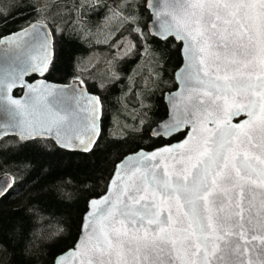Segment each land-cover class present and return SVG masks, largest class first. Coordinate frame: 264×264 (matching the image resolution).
<instances>
[{"label":"snow or ice","instance_id":"1","mask_svg":"<svg viewBox=\"0 0 264 264\" xmlns=\"http://www.w3.org/2000/svg\"><path fill=\"white\" fill-rule=\"evenodd\" d=\"M145 2L155 35L180 41L184 58L169 118L152 135H188L117 165L107 194L89 201L72 264H264V0ZM30 6L43 13L53 5L37 0ZM130 6L122 0L110 12L123 16L121 9ZM38 23L0 38L8 61L0 67V138L11 134L17 144L33 142L41 150L49 141L89 152L99 136V97L24 82L51 63L56 29ZM17 86L27 89L25 98L10 95ZM241 114L247 119L233 124ZM14 183L0 184V196ZM70 186L59 177L36 196L63 203ZM25 211L33 223L19 232V245L40 264L44 249L61 237L62 222L51 223L39 200ZM3 251L0 242V264ZM68 254L52 264H67Z\"/></svg>","mask_w":264,"mask_h":264},{"label":"trees","instance_id":"2","mask_svg":"<svg viewBox=\"0 0 264 264\" xmlns=\"http://www.w3.org/2000/svg\"><path fill=\"white\" fill-rule=\"evenodd\" d=\"M121 2L106 6L107 20L103 22L99 16L88 20L84 14L80 15L87 19L76 17L73 20L79 6L75 0H68L64 10L70 11L69 21L61 37H56L55 33L53 57L48 71L41 77L56 83L71 82L86 55L112 51L113 44L101 42L116 36L118 21L124 23L129 21L127 18H134L135 22L145 24L149 16L144 8L145 0L131 1L130 7L121 9L123 16L112 15L110 10H116ZM33 4H37V0H11L4 10L6 14L0 15V37L36 20L47 23L50 29L55 28L54 2H49L53 6L43 13H37L30 6ZM135 29L137 27L122 28V33L131 37L133 49L115 60L118 77L103 81L98 80L101 77L98 73L84 82L88 91L99 96L102 108L100 133L91 151H67L49 141H44L46 148L41 150L33 142L17 144L14 137L0 138V176L8 174L15 180L13 187L0 198L3 264H37L22 253L19 245V232L31 229L33 223L25 211L27 205L39 200L42 212L51 218V223L62 222L61 237L44 249L46 255L40 260V264H52L53 257L75 243L88 200L104 193L119 160L137 149L150 150L183 136L182 133L166 141L150 135V128L167 115L163 94L175 88L173 73L181 63L180 45L172 38L152 37L144 27L138 28L139 32ZM59 177L71 180L67 189L72 194L70 199L61 203L36 196L38 189Z\"/></svg>","mask_w":264,"mask_h":264},{"label":"water","instance_id":"3","mask_svg":"<svg viewBox=\"0 0 264 264\" xmlns=\"http://www.w3.org/2000/svg\"><path fill=\"white\" fill-rule=\"evenodd\" d=\"M151 3L155 4V3H160V0H150ZM145 8L147 9L148 13H149V16H150V19L149 21L147 22V30L149 32V34L152 36V37H155L159 40H162L159 36L155 35V32H156V28L154 27V25L156 24V20L154 18V16L152 15V9L151 7L148 6V4L145 2ZM38 23V27H40L42 24H46L47 27L49 28L48 24L43 22V21H39V20H36V21H33L31 23ZM29 25V24H28ZM27 25V26H28ZM25 26V27H27ZM24 28V27H23ZM22 28L20 29H17L15 31H12L8 34H5L3 36H1L0 38H5V37H8L10 35H12L13 33H16V32H19ZM50 29V28H49ZM169 38H172L176 43H178L180 45V57H181V63L180 65L178 66V68L174 71L173 73V78H174V82H175V88L171 91H166L164 92L163 94V100H164V103L167 107V115L164 119H162L161 121H159L158 123H156L155 125H153L151 128H150V135L154 138H157V137H161V136H154L152 135V130L155 129L157 127L158 124L168 120L169 118V109H170V101H171V97H170V93H176L179 91V84L178 82L176 81V73L177 71L184 65V58L182 56V43L180 41H176L174 39V37H169ZM7 47L6 45H0V67H4L6 66V64L8 63L7 59L5 58L4 56V53H3V49ZM53 53H54V48H53V43H52V46H51V58L53 57ZM44 74V73H43ZM42 74V75H43ZM41 74L39 73H29L27 76L24 77V82L27 83V84H33V85H39V84H43V85H46L48 87H51V88H55V89H62L66 92H68L69 94H71L72 90L75 89L77 91H80V90H86V94L87 95H91V96H97L99 97L98 95L88 91L87 87L84 85V86H80L79 83L77 81H71L69 83H56V82H51V81H48L44 78H42ZM32 77H36L32 80H30V78ZM15 91H20L19 94H15ZM27 92V89L26 88H23V87H20V86H17V87H14L12 90H11V93L10 95L15 98V99H23L25 98V93ZM3 107L4 105L2 103H0V120H3L4 119V116H3ZM101 116H102V108H101V102H100V107H99V114H98V120H97V124H98V131L100 133V123H101ZM247 119V116L246 114H241L240 116H237V117H233L232 119V123L233 124H239L240 122H242L243 120ZM183 133V136L178 139V140H175V141H170L168 143H165L159 147H156V148H153V149H150V150H147V149H137L131 153H128L126 154L121 160H119L116 164H115V167L113 169V172L108 180V183L106 185V189L104 191L103 194L97 196V197H93L91 199L88 200L87 202V207H86V211L85 213L83 214V217H82V222H81V227H82V224L85 222V217H86V214L89 212V201L94 199V198H100L102 196H104L105 194H107L108 192V189H109V185H110V181L113 179V176H114V173L116 172L117 170V165H119L121 163V161H123L127 156L129 155H132L136 152H139L140 150H143L144 152H152L156 149H159V148H162L166 145H175L177 144L178 142L180 141H183L185 139V137L188 135V132L187 131H181V132H178V133H175L173 134L172 136H166V137H161L162 139L166 140V141H169L171 140L174 136H177L179 134H182ZM5 137H13V135L9 134ZM4 138V137H3ZM95 141L97 140L98 137L94 136L92 137ZM94 146V145H93ZM92 146V148H93ZM64 149V148H63ZM67 151H72V152H80V153H88V152H83L82 150H80V147L77 146L75 148H72V149H65ZM8 180L9 182L12 181V178L8 175V174H4V175H1L0 176V184H3L5 180ZM8 192V191H7ZM6 192V193H7ZM5 193V194H6ZM4 194V195H5ZM3 195V196H4ZM3 196H0L3 197ZM81 227H80V231H79V234H78V237L75 241V243L73 244L72 247L68 248L67 250L63 251L62 253H69L68 255L65 256V260L67 261V264H72V257H71V254H70V250L75 246L77 240L79 239L80 235H81ZM60 253V254H62ZM60 254H58L57 256H59Z\"/></svg>","mask_w":264,"mask_h":264},{"label":"rangeland","instance_id":"4","mask_svg":"<svg viewBox=\"0 0 264 264\" xmlns=\"http://www.w3.org/2000/svg\"><path fill=\"white\" fill-rule=\"evenodd\" d=\"M51 1L53 0H39L42 5ZM10 2L11 0H0V9L5 10ZM131 42L130 37L123 36L118 43L113 44L112 51L93 52L86 55L78 64L77 75L73 81L80 83L83 80L85 82L86 79L95 78L98 73L101 76L100 79L96 76L98 80L117 78L119 74L115 67V60L131 52L133 49Z\"/></svg>","mask_w":264,"mask_h":264},{"label":"flooded vegetation","instance_id":"5","mask_svg":"<svg viewBox=\"0 0 264 264\" xmlns=\"http://www.w3.org/2000/svg\"><path fill=\"white\" fill-rule=\"evenodd\" d=\"M120 2L122 0H75V3L79 6V10L75 11L76 13L73 14V20L76 19V17L83 19V16L80 14H84L86 15V17L88 18V20H90L92 18V16H94V18L96 16H99L101 19H103V22H106L107 20V16H106V6L108 4H114L115 2ZM133 3H135V0H131ZM54 2V20H55V33H56V37H61L63 35V29L65 27V23H68L69 19L68 17L70 16V11H65V3L68 2V0H53ZM145 8V5H144ZM145 10L147 11V9L145 8ZM148 12V11H147ZM149 15V13H147ZM84 17L83 20L87 19ZM150 16H147V19L145 21V24L140 23V21H137L135 23L126 21L123 23L122 20L118 21L116 23V25L119 28V31L116 32V36L112 37L110 40H104V42H101L103 44H115L118 43L119 40L123 37V36H129V34H123L122 33V28L124 26L126 27H131V28H146L147 29V22L149 21ZM135 20V19H134ZM72 21V20H71ZM121 28V29H120ZM148 31V30H147ZM149 33V32H148ZM131 38V37H130ZM132 41V39H131ZM131 44H133L131 42ZM179 51H180V47H179ZM177 69V68H176ZM73 81V80H71ZM78 82V81H77ZM79 83V82H78ZM175 83V82H174ZM80 86H84V84H80Z\"/></svg>","mask_w":264,"mask_h":264}]
</instances>
